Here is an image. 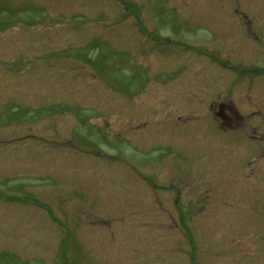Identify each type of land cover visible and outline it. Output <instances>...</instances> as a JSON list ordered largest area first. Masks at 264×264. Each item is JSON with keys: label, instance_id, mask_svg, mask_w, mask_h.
<instances>
[{"label": "rangeland", "instance_id": "rangeland-1", "mask_svg": "<svg viewBox=\"0 0 264 264\" xmlns=\"http://www.w3.org/2000/svg\"><path fill=\"white\" fill-rule=\"evenodd\" d=\"M214 102L264 128V0H0V264H264V150Z\"/></svg>", "mask_w": 264, "mask_h": 264}, {"label": "flooded vegetation", "instance_id": "flooded-vegetation-1", "mask_svg": "<svg viewBox=\"0 0 264 264\" xmlns=\"http://www.w3.org/2000/svg\"><path fill=\"white\" fill-rule=\"evenodd\" d=\"M249 23H251V22L249 21ZM258 33L259 32H257V34ZM261 103L262 102H257L258 107L255 109V112H258L259 114L261 113V111H260V109L262 107ZM213 105H216V102H214L212 104V108L208 109L210 112V115H211L210 118H208V119L210 122L212 121L210 130H212V131L214 130L215 136L220 137V138L216 137L218 139L217 141L220 142L222 145H225V150H227V147L229 145L233 148H239V150H241V148L243 149L242 153L239 154L240 158H238V161H239L237 164L238 166L243 167V164H242L243 163V161H242L243 155H245L249 151H251V152H253V154H255L254 157L251 158L250 160H253V161L256 160L255 158H257V156H259V154L261 152H263L262 150H264V144L262 142L264 140V137H262L261 135L257 136L258 130H264V128L259 126V124H255V126H252L250 124L246 125L248 122L251 121V119L249 120V116H246L244 114V113L248 112V115H249L248 108H245V107L236 108L232 104L229 105V104H224V103H218L217 104V110H214ZM169 120L171 121V119H169ZM255 120H256V118H255ZM209 121H208V127L210 126ZM190 127L192 129V130H190V137H191V139H193V136L195 135L194 133H197V132L195 130L196 129L195 126H190ZM241 130H254V132H252L253 133L252 136H248L247 134L242 133ZM172 132H173V130L167 131V133L165 135L166 137L161 136L162 138H164V140L162 139V141L156 143V145H154V146L151 145V146H153V147H156V146L168 147V144L170 141L169 139H172V137L170 136L172 134ZM199 135L200 134L197 135V138L199 137ZM155 137L157 139L160 138V136H155ZM190 137H189V141H190ZM176 143H179V145H181L182 140L176 141ZM189 145H190V149H191V143H189ZM168 148H170V147H168ZM224 156L225 155H222V157H224ZM174 162H175V160H168V162L166 159L161 160L157 163H154L152 165L145 167V170H146V172L155 174L156 168L162 167L163 171L166 168V169L170 170V172H171V170L174 169V166H172V163H174ZM246 165L249 167V165H251V163H249V165L246 163ZM244 168H245V165H244L243 169ZM157 172H159V171H157ZM259 175H261V170L259 172ZM166 177H165L166 179H170V180L163 181L164 183H169L175 179L174 174H172V172L169 174V176H166ZM256 177H259V176H256ZM157 178H159V177L157 176ZM255 180H256V178H255ZM145 181L148 184V188H149V186L150 187L152 186L151 188H153L155 190L156 187L154 185H152L149 182V180H145ZM173 182H175V181H173ZM168 186L169 187L162 188V189L156 188L157 192L162 191V192L167 193L164 196L161 194V192H159L156 195L157 199H159V202L162 200L160 210H165V206L163 204L165 203L164 201L167 198V201H168V204L170 205V207H173V209H177V211H179L180 206H177V204H178L177 194H179L177 192V189L179 188V186H178V188L176 186H173V185H168ZM171 204L173 206H171Z\"/></svg>", "mask_w": 264, "mask_h": 264}, {"label": "water", "instance_id": "water-1", "mask_svg": "<svg viewBox=\"0 0 264 264\" xmlns=\"http://www.w3.org/2000/svg\"><path fill=\"white\" fill-rule=\"evenodd\" d=\"M99 122V121H98ZM101 122V121H100ZM93 123H95V121L93 122Z\"/></svg>", "mask_w": 264, "mask_h": 264}]
</instances>
